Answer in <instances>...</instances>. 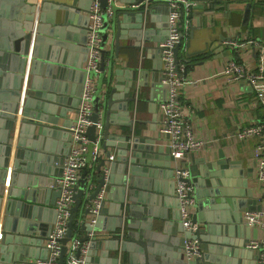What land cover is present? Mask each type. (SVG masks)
Wrapping results in <instances>:
<instances>
[{
    "label": "water",
    "instance_id": "95a60500",
    "mask_svg": "<svg viewBox=\"0 0 264 264\" xmlns=\"http://www.w3.org/2000/svg\"><path fill=\"white\" fill-rule=\"evenodd\" d=\"M92 1L73 0L72 4H60L52 0H41L39 3L0 0V127H3L0 128V264H39L37 259L48 258L46 240L56 222L57 200L61 195V189L54 186L62 175L55 173L52 164L55 162L61 166L71 148L70 127L74 119L69 115L77 112L87 75L82 60L87 61L88 58L87 28ZM99 1L103 8L112 7V15L106 17L101 27L103 45L111 37L112 49L109 50V58L106 57L107 50L103 49L100 62L92 124L86 130L90 140L88 161L92 162L91 150L98 135L102 151L98 159L92 162L90 170L87 166L82 168L67 233L61 238L57 264H68L67 242L74 238L80 243L75 251L76 258L81 256L83 245H88L84 264H103L101 258H95L96 249L111 246L115 250L113 264H247L241 257L251 254L245 251V248H249L248 239L235 242L231 237V224H228V236H218V231L227 233L223 224L231 222L233 218H219L210 211L219 199H224L219 198L221 194H237L233 186L248 183L247 179L243 180L241 170L230 169V166H238L239 162H231L221 153L218 160L198 157L188 166L190 176L186 180L192 183L196 198V212L192 220L199 226L194 231L186 229L176 194L173 201L170 197L172 193L166 192L168 182L163 181L160 185V181L153 178L162 164L159 159L166 157L164 154L170 153V148L157 144L158 137L148 138L135 133L132 120L127 118L135 100L131 95L132 87L139 73L132 70L131 79L122 85L119 78L121 70L112 65L113 55L119 56L121 40L127 38H130L128 46L132 48L140 47L143 41L159 45L168 34L170 7L161 21H156L145 0ZM127 3H133L135 9H131ZM249 7L246 8L245 21L249 17ZM78 8L84 13L79 15V26H74L72 10ZM37 12L38 22L35 25ZM181 47L182 42L174 48L178 66ZM78 50L84 53L81 58L73 60ZM186 65L191 70L195 66L188 61ZM73 71L78 84L69 88L65 79L70 78L68 75ZM114 76L118 77L115 82ZM150 85V93L154 95L160 88L159 78L153 79ZM139 86L144 85L140 83ZM163 86L166 92L161 101L167 98L168 85L163 83ZM117 101L121 102L117 104ZM118 108L121 110L119 117L116 112ZM15 131L18 139L13 152L11 139ZM25 136L31 138L25 139ZM61 138L67 139V147L63 150L56 146V139ZM169 159L173 160V157ZM37 160H42V163ZM43 160H47L51 166L44 164ZM163 165L169 166V162ZM171 171L169 174L163 172V175L167 179L175 177L174 169L171 168ZM161 189L163 197L157 194ZM101 191L107 193V198L112 201V209L108 210L111 213V226L104 228L101 225L108 212L104 208L105 197L97 221L94 224L82 221L80 226L87 233L80 238L74 236L72 225L75 212L83 208V214L87 217ZM242 194L244 198L227 199L235 215L239 213L236 218L238 222L242 220L244 212L264 210L262 200L254 198L252 190ZM45 211H53L54 219L45 218ZM121 227L126 229L122 237L113 234L110 238L90 235L92 230L114 232ZM158 232L168 233V240L163 241L165 234ZM188 239L199 240V257H186L183 249ZM44 242L46 249L43 253L36 247ZM208 242H216L217 246ZM250 250H256V258L260 260L259 252L264 248ZM257 264H264V261Z\"/></svg>",
    "mask_w": 264,
    "mask_h": 264
},
{
    "label": "crops",
    "instance_id": "0c3cea01",
    "mask_svg": "<svg viewBox=\"0 0 264 264\" xmlns=\"http://www.w3.org/2000/svg\"><path fill=\"white\" fill-rule=\"evenodd\" d=\"M27 1L29 3H39L41 0ZM52 1L57 3L60 2V4L65 2L72 4L73 0ZM189 1L192 6L187 10L188 12L185 11L187 14L181 18L180 23L181 30L184 31L182 47L179 50L180 67H178L180 74L184 78L196 79L199 82L194 85H185L183 87L181 91V101L194 126L195 133L197 136L204 138L206 143L201 150L188 153L183 163L188 167L192 161L198 157H205L209 161H215L218 160L221 153L224 154L227 159H230L231 162H239L238 166H230V169L233 171L236 169L239 171L241 170L243 180L247 179L248 183H241L240 185L233 186V188L237 190V194H233L234 192L229 195L228 193L221 194L219 198L224 199H219L217 205L215 204L214 209H210V211L216 213L219 218H233L231 222L226 221V223L223 224V226H226L227 233L224 234L218 231V236H228L227 228L228 224H231L230 226L233 227V236L231 237L235 242L243 240L244 238L251 241L262 235L261 229L256 226L248 225L243 217L240 222L236 221V218L239 217V213H237V216L235 215L236 212L227 199L228 197H232L237 200L238 196L239 198H244L245 195L242 193L249 191V189L252 190L254 198L263 199L264 187L260 186L256 176V168L259 158L256 153V147L259 143V138L250 137L240 139L237 137V130L242 126L252 124L255 121L264 120V106L260 102L254 104L255 90L251 85L246 82H230L227 74L223 72L227 57L232 55V49L225 45L224 41L232 38L246 39L251 37L258 39L263 45L262 50L255 52L247 51L246 57L250 62V66L254 69L257 68L261 60H263L264 63V0ZM117 2L121 3L120 1ZM145 3L147 7L149 6V8H151L152 16L155 17L156 21H161V17L166 14L167 8L169 7L166 0H145ZM127 4H129L131 9H135L133 3ZM247 6H250L249 17L248 20L245 21ZM70 8H72V6ZM72 11L74 13L73 25L77 26L79 15L84 13V11L81 8ZM37 19L38 12L34 20L35 25L38 22ZM152 25L153 24H151V26ZM191 32L193 33L192 36ZM109 33H111V31H109ZM129 39L130 38L121 40L119 56L115 57L113 55L112 60L113 67L121 70L119 78L122 85L126 84L127 81L131 79L132 70H137L139 73V78L135 81L134 86L132 87L131 95L135 97V100L131 104L130 111L127 113V118L132 120L135 133H140L148 138L158 137L157 144L169 148L168 136L160 133L159 105L165 96L166 88L163 86L162 82L163 67L161 51L158 47L159 45H156L154 42L143 41L140 47L132 48L128 46ZM110 40L111 37L109 38L108 43H106V52H109V50L112 49V43ZM83 53L84 52L81 50L76 51L72 59L75 60L81 58ZM189 53L190 55H187ZM82 61V67L84 68L86 61ZM183 61H188L189 64L194 63V68L191 70L190 67L187 65L185 66ZM185 72H187L186 75ZM68 76H70V78L65 79L68 83V87L71 88L73 85L77 86L78 82L75 79L74 71ZM155 78H159L160 88L154 92V95H151L150 84ZM117 79L118 77L114 76L113 82ZM105 83L106 81L103 86H105ZM140 83L144 86H139ZM25 84L26 86L28 84V75L25 77ZM120 102L121 101H117L116 103L119 104ZM120 111V108L116 109L118 117L121 115ZM75 113L76 111L71 112L69 117L74 119ZM60 122H62V119ZM4 126L6 130L5 123ZM0 128L3 129V127ZM16 131L18 130L16 129ZM16 131L13 132L11 139V143H13V152H15L18 139V133ZM27 138L31 137L25 136V139ZM56 140L58 143L56 146L61 150L67 147V139L61 138ZM113 151L115 153L116 150L114 149ZM164 155L166 157L159 159L162 164L157 168L158 171L153 178L159 180L160 185H162L163 181L168 182L166 192L172 193L170 197L174 201L176 199L174 195L176 179L175 177L167 179L163 175V172L168 174L169 172H172L171 168L173 169V160L169 159L171 153L167 152V154L165 153ZM166 161L169 162V166L163 165ZM36 162L42 163V160H37ZM43 163L51 166L47 160H43ZM54 164L55 162L52 164L55 166V173H57V175L62 173L60 171L62 166ZM162 189L157 193L160 197H163L161 196L163 195ZM151 192L152 191H149L148 193ZM152 193L155 194V192ZM104 194V198L106 197L104 208L108 211L112 209V201L107 198V193L104 192ZM229 209L230 214L228 213ZM75 213L80 214V220H86V215L83 214V208ZM45 214V218L54 219L55 217L53 211H45ZM110 216L111 213L109 211L105 213V219L101 222L102 227L105 228L111 226L109 220ZM1 227L2 225L0 224V229ZM122 230L123 232H126V229L122 227L117 228L114 232L108 230H94L93 232L110 238L112 236L111 234L118 236ZM86 233L87 230L81 227L77 237H83ZM160 234H165V239L163 241L168 240V233ZM208 244L217 246L216 242H208ZM113 247L114 246L109 248L102 247L100 250L96 249V260L97 258H101L104 261L103 264H113L112 262L115 258V250ZM36 248H39V250H42L44 253L46 249L45 242L40 245V247ZM245 251H247V253L250 251L251 253L250 256L244 255L241 257V259L246 260L247 264H257V262L260 261L256 258V250L253 251L250 250V248H245ZM38 253H41V251H38ZM260 253L261 252H259V255ZM82 254L86 256L87 250ZM124 257L125 256H123V259Z\"/></svg>",
    "mask_w": 264,
    "mask_h": 264
},
{
    "label": "built area",
    "instance_id": "2783aa9c",
    "mask_svg": "<svg viewBox=\"0 0 264 264\" xmlns=\"http://www.w3.org/2000/svg\"><path fill=\"white\" fill-rule=\"evenodd\" d=\"M170 7L168 14V34L164 40L159 43L162 59V82L168 85L167 98L159 105L160 111V133L169 138V148L173 157V169L176 179L175 194L180 202V216L186 229L196 230L199 223L193 222L192 218L196 212V198L194 187L191 182L186 180L190 176L189 167L184 165L183 161L190 152L201 150L206 143L204 138L197 136L194 126L185 111L181 101V91L185 85H194L199 81L196 79L184 78L175 61V46L182 42L183 32L181 30L182 11L190 9L192 6L189 0H166ZM112 15V7L109 5L103 8L99 0H93L89 17L90 21L87 28V47L88 58L84 65L87 72L81 100L73 123L70 127L72 143L67 156L62 161V175L58 178L54 187L61 189V195L57 200L56 222L46 240L48 249V258L46 260L37 259L39 264H57L61 252V238H63L68 229V222L74 205L75 188L78 185V179L81 176L83 167L92 166V162L98 159L101 153V146L98 141L94 142L91 150V160L87 159L90 140L86 135V130L92 124L91 115L94 111L93 98L97 92L98 75L101 72L100 62L102 60L103 49V26L106 17ZM224 44L232 49V55L227 57L223 72L227 74L230 82H246L255 90L254 104L259 102L264 106V63L261 60L256 69L250 66L246 57L247 51L262 50L263 45L258 39L232 38L224 41ZM237 137L240 139L257 137L259 143L256 147L258 158L256 176L258 183L264 187V120L255 121L252 124L242 126L237 130ZM53 187V185H52ZM104 192L101 191L90 207V214L86 220L91 224L97 221V214L104 199ZM264 203V196L262 199ZM244 221L250 226H256L261 229L262 235L247 243V247L258 249L264 248V210L247 211L243 215ZM82 220H79L81 223ZM91 231L90 235L96 233ZM123 230L118 236H123ZM97 235V234H96ZM107 235V234H106ZM87 244L83 245L82 253L87 250ZM80 247L77 238L67 242V263L84 264L85 255L81 254L76 258L75 251ZM187 258H195L201 255L200 242L198 239H188L183 249ZM260 261H264V250L260 253Z\"/></svg>",
    "mask_w": 264,
    "mask_h": 264
},
{
    "label": "trees",
    "instance_id": "16d2710c",
    "mask_svg": "<svg viewBox=\"0 0 264 264\" xmlns=\"http://www.w3.org/2000/svg\"><path fill=\"white\" fill-rule=\"evenodd\" d=\"M187 13H185V11L183 10L182 11V17L184 15H186ZM184 31V30H183ZM182 31V32H183ZM182 55V54H181ZM106 57L109 58L110 57V51L109 52H106ZM182 62V61H181ZM183 63H185V66H186V63L187 61H183ZM79 220H80V214H77L75 213L74 215V221H73V235L74 236H78V233H79V230L81 229V226H80V223H79ZM67 260V259H66Z\"/></svg>",
    "mask_w": 264,
    "mask_h": 264
}]
</instances>
